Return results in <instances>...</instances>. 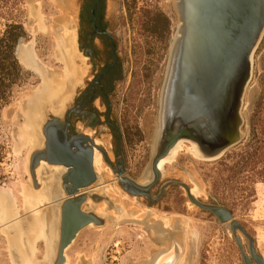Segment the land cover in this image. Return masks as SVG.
Here are the masks:
<instances>
[{"label": "rangeland", "instance_id": "1", "mask_svg": "<svg viewBox=\"0 0 264 264\" xmlns=\"http://www.w3.org/2000/svg\"><path fill=\"white\" fill-rule=\"evenodd\" d=\"M107 4L113 22L112 31L126 71L113 97L112 117L122 133L124 175L139 181L151 159L160 92L177 23L172 0H107ZM32 6L39 8L40 26L47 28V33L39 31L36 21L29 16L28 9ZM76 8V0H0V195L3 197L0 202V264L43 263L50 244L49 235L45 239V233L36 237L35 233L28 232L20 234L19 238L16 237V227L59 204L58 200L49 204L38 202L32 208L28 203V194L38 192L28 171V158L32 149L38 146L36 134H42L40 125L47 120L45 112H57L51 108L52 103H42L41 94H38L42 78L21 66L14 53L20 42H32L34 54L51 74L64 71L58 61L61 52L68 59L71 54L73 61H70V67L74 66L75 73L70 77L72 72H68L63 80L64 90L71 87L73 92L69 94H73L62 108V113L67 105H72L86 74L81 68L76 47ZM33 28L34 32H31ZM55 40L59 41V45ZM77 76L82 78L79 85L76 83L80 80ZM71 78L73 82L69 86ZM56 79L57 84H53L60 91V82L58 77ZM31 102L35 104V111L39 107L37 120L30 119ZM242 115V139L219 158L200 160L196 153L194 156L188 150L180 149L170 162H165L159 181L150 190L151 197H158L155 201L126 194L118 187L117 178L111 171L109 178L101 176L100 183L91 185L88 190L115 184L128 199H123V206H120L116 203V196L106 195L118 206L106 209L107 213L111 212L107 216L96 215L104 220L103 225H90L76 235L65 251V262L149 263L167 245L166 236L155 233L150 226L157 217L162 220L170 216L169 219H182V222L178 221L184 231L183 223L186 221L190 232L188 238L184 235V252L182 261L180 259L178 263L244 264L226 224L220 223L209 212L196 208L188 201L183 187L169 182L185 184L201 203L223 206L254 240L255 250L264 260V36L253 56L252 76L244 96ZM85 133L107 153V163L101 154H97L110 169L108 164L111 166L116 162L108 133L103 132L102 137H94L89 129ZM107 141L108 148L104 145ZM39 171L40 168H37L36 173ZM37 183L40 184V181ZM163 185L166 188L159 195ZM57 186L62 192L59 183ZM102 194L98 193L104 196ZM89 202L90 206L96 205L89 199L87 205L82 206V211L94 212ZM102 204L107 208L104 202ZM9 208L12 209L10 213ZM175 224L176 221L173 226ZM155 225L152 226L157 230L158 225ZM56 229L58 225L55 234ZM238 236L243 252L248 255L246 239L240 233ZM250 264L255 263L251 261Z\"/></svg>", "mask_w": 264, "mask_h": 264}, {"label": "water", "instance_id": "2", "mask_svg": "<svg viewBox=\"0 0 264 264\" xmlns=\"http://www.w3.org/2000/svg\"><path fill=\"white\" fill-rule=\"evenodd\" d=\"M172 10L176 23L180 24L179 36L173 43L171 41L160 92L154 150L148 164L150 179L140 183L125 176L122 159L117 170L108 164L124 192L148 201L158 199L150 196V190L161 177L157 169L160 159L179 140L195 144L203 157L215 159L240 142L244 124L243 101L252 76L253 56L264 36V0H172ZM69 107L66 106L62 117L46 113L47 120L42 127L43 146L32 151L28 163L35 188L39 186L35 170L41 161L65 169L58 176L63 199H59L58 242L52 264H63L64 250L81 229L89 224H104L102 218L83 212L81 208L87 197L93 202L105 199L89 194L87 190L101 181L92 167L94 149L102 154L106 163L107 153L95 144V139L82 134L66 140L64 126L68 122L63 123V116ZM44 174L47 173L41 174V180ZM168 184L183 187L192 204L226 224L244 264L251 261L264 264L255 250L254 240L223 206L199 202L183 183ZM165 188L163 185L159 195ZM163 230L158 228L157 233L166 236L167 245L159 253L173 241L182 246L183 252L184 234L179 221L172 230ZM238 233L247 241L248 255L242 250Z\"/></svg>", "mask_w": 264, "mask_h": 264}, {"label": "bare ground", "instance_id": "3", "mask_svg": "<svg viewBox=\"0 0 264 264\" xmlns=\"http://www.w3.org/2000/svg\"><path fill=\"white\" fill-rule=\"evenodd\" d=\"M39 4V2L37 3ZM28 13H29V16H31L34 21H36V26H38V30L41 31L42 33H47V28H44L43 26H40L42 22L41 21V16L39 14V8L38 7H29L28 9ZM30 18V17H29ZM33 22V21H32ZM179 23L177 22V25H176V29H175V32H174V35H173V39H172V43L177 39V37L179 36ZM27 27V26H26ZM29 27V25H28ZM49 28V27H48ZM34 30L31 29V32H34L32 31ZM37 30V31H38ZM62 30V28H61ZM66 33V32H65ZM74 34V32H73ZM67 38V36H66ZM68 39V38H67ZM56 41V40H55ZM57 42V41H56ZM64 42V40H63ZM66 42V41H65ZM72 42H73V39H72ZM58 45H59V41L57 42ZM65 44V43H64ZM69 44V43H68ZM58 47V46H57ZM65 47V46H64ZM66 48V47H65ZM64 48V49H65ZM33 46H32V42H28L26 44H24L23 42H20L19 45L17 46L16 48V51H15V55H16V58L17 60L19 61V64L21 66H23L26 70L30 71V72H33L35 75H38L39 77L42 78L43 80V84L39 87V90L38 91V94L40 95L41 94V99L42 100V103H49L51 105V108L56 111L57 113L55 114H51V113H48V112H45V114H51L52 116L54 117H62V114H63V111L62 113L61 110L62 108L66 105V102L68 100H70L72 98V94H69L73 91H71V87H68V89H70V92H66L65 90H68L67 88L64 90V84H65V80H63L65 77V74H67L68 72H72L70 77H72V75L74 74V66L70 67V61H73L71 58V54H69V59L66 58L65 56H62V52L58 58V61L61 63L62 67L64 68V71L62 72H58V73H52L48 70V68H46L44 65L41 64V62L38 60V58L36 57V55L34 54L33 52ZM58 50V48H57ZM66 51H68V49H66ZM58 53V52H56ZM57 57V56H56ZM72 63V62H71ZM74 65V64H73ZM69 70V71H68ZM58 77V81L60 82L58 85L61 86V89L60 91L58 90V87L55 85L54 86V82L56 83L57 81V78ZM77 81V80H76ZM63 82V83H62ZM73 82V79L71 78L70 82H68L69 86L70 84ZM57 84V83H56ZM67 84V83H66ZM56 87H57V90L56 91ZM60 88V87H59ZM73 90V89H72ZM64 92V94L62 96L59 97V94L61 95V93ZM37 95V93L35 94ZM33 99V98H32ZM51 100V101H50ZM69 103V102H68ZM40 106H42V104H39ZM30 108H31V111H32V116L30 117V119L33 117L34 119L37 120V118H39V107H37L36 111H35V104L33 102L30 103ZM59 113V114H58ZM58 114V115H57ZM41 119V118H40ZM32 120V119H31ZM30 121V120H29ZM31 122V121H30ZM29 122V123H30ZM36 122V121H35ZM40 123V122H39ZM157 123V122H156ZM35 124V123H34ZM33 125V124H31ZM30 126V125H29ZM36 126V125H35ZM32 127V126H30ZM42 127L43 125L41 124L40 125V129H41V133H42ZM31 130V129H30ZM34 131V130H33ZM39 142H38V146H36V148H39V147H42L43 146V141H44V136L43 134H40V132H38L36 134ZM36 139V138H34ZM153 140H154V137H153ZM96 144V143H95ZM97 145V144H96ZM104 145L108 148L109 146V143L108 141L107 142H104ZM35 147V146H34ZM35 148L32 149V151L34 150ZM180 149H186L188 150L191 154L194 155V153H196L195 155H197L200 160H212V159H215V158H205L203 157L197 150L196 148V145L191 143V142H188V141H184V140H179L169 151L168 153L166 154V156H164L162 159H160L159 163H158V170L159 172L161 173V168L163 166V164L165 162H170V160L176 155L178 154V152L180 151ZM153 150H154V145L152 144V153H153ZM31 151V153H32ZM98 150L94 149V154H93V160H92V167H93V170H94V173L96 175H98L99 177H105V178H109L111 173L109 171H111L110 169H107L105 164L102 163L103 161L101 160V157L99 154H101L99 151L97 152ZM30 153V154H31ZM99 153V154H97ZM194 155V156H195ZM102 156V154H101ZM30 157V155H29ZM103 159V157H102ZM28 163H29V158H28ZM37 168H40V171L39 173L37 174ZM36 168L35 170V174H36V181L39 182L40 181V184L38 186V188H35V190L38 192H36L34 195L31 193V194H28V203L30 205H32V208L34 206H36V203L38 202H45L48 204L51 203L52 201H56L59 199H63L61 198L62 196V192L58 189V176L65 170L63 167L61 166H51V165H48L46 162L44 161H41L39 163V166ZM29 171V170H28ZM46 172V176L44 178V180H41V174L43 172ZM48 171V172H47ZM30 174V173H29ZM150 176H151V173H150V166L147 167L145 173L142 175V177L139 179V182L140 183H144L146 181H148L150 179ZM101 177V178H102ZM39 180V181H38ZM46 180H50L48 182H46ZM118 181V179H117ZM46 182L43 186H42V183ZM33 184V183H32ZM31 184V185H32ZM41 185V186H40ZM119 187V186H118ZM120 188V187H119ZM119 188H117V186L115 184L113 185H103L101 187H99V189H94L96 190L98 193H104V196H100L98 195V193L96 194V191L94 192L93 189L91 190H87V192H89V194H92V195H96V196H100V197H104L105 199H101L100 201L98 202H93L91 200L90 197H87V200H86V205H87V202L89 201V199L93 202V203H96V205L94 206H90V202H89V207L90 209L92 208L94 212H91V211H88V212H91L93 213L95 216L97 214L99 215H103V214H106L109 215L108 213H111V212H108L107 213V210H112V209H116V207L118 205H114L113 202L106 197V195H109L110 197L111 196H116L117 198V201L116 203L117 204H120V206L123 204V199H126L127 196L125 195V193H122L121 190H119ZM121 189V188H120ZM193 189V188H192ZM127 194V193H126ZM190 194L192 196H194V194L192 193V191L190 190ZM59 195V197H58ZM103 195V194H102ZM130 196V195H129ZM198 196V195H197ZM131 197H134V196H131ZM195 197V196H194ZM135 198V197H134ZM128 199V198H127ZM126 199V200H127ZM133 200V198H131ZM188 199V197H187ZM3 200V197L0 195V202ZM110 201L112 203L111 206L108 205V202L107 201ZM113 200V199H112ZM130 200V199H129ZM131 200V201H132ZM135 201V200H134ZM189 201V199H188ZM105 203L107 205V208H105L104 204L102 203ZM190 202V201H189ZM60 203V202H59ZM84 203V204H85ZM97 203H100V204H97ZM191 203V202H190ZM6 204V202H5ZM83 204V205H84ZM189 204V203H188ZM192 204V203H191ZM190 204V205H191ZM82 205V206H83ZM194 205V204H192ZM51 206V205H50ZM53 207H49L48 210H45L43 211L39 217H35L33 218L31 221H28L24 224H17L18 226L16 227V229L18 230L16 232V237H19L20 234L22 233H28V232H33L35 233L36 237L38 236L39 233H45V239H47L46 237L48 236V238H50L49 240V243L48 244V248H47V252H46V256L43 258V263L41 261V263H36V264H52L53 261H54V258H55V255H56V251H57V242H58V229H59V204L57 205H52ZM123 206V205H122ZM189 206V205H188ZM195 206V205H194ZM8 207V206H7ZM48 207V205H47ZM191 207V206H190ZM196 207V206H195ZM197 208V207H196ZM192 209V207H191ZM82 210V208H81ZM12 212V209L9 208V213ZM84 212V211H83ZM137 212H139L137 210ZM123 214V213H122ZM7 215H8V210H7ZM111 215V214H110ZM113 215V214H112ZM125 215V214H123ZM138 215V214H137ZM100 216V217H101ZM105 216V215H104ZM117 216V215H116ZM126 216V215H125ZM157 216V215H156ZM98 217V216H96ZM99 217V218H100ZM103 217V216H102ZM170 217V216H169ZM166 219V218H162V220H157L156 219L154 220L153 224L155 225L156 221V225L160 226H167L169 227L168 229L169 230H172V226L173 224L175 223V221L177 222L178 220L180 222H182L181 220L182 219H175L174 218H170L169 219ZM172 217V216H171ZM18 222V221H17ZM16 223V222H15ZM145 223V222H144ZM148 224V223H147ZM153 224H151L150 228L153 229V231L155 233H157V230H154V227L152 226ZM181 224V223H180ZM184 224V225H183ZM182 225L185 227V230H183V234L186 236V238H188V235H190L189 233V230H187L186 228V221L185 223H183ZM58 225V229H56V234H55V228L56 226ZM92 224H89L88 226H90ZM155 225V227H156ZM86 226V227H88ZM157 226V229L160 228ZM24 227V228H23ZM84 227V228H86ZM97 227H100V226H97ZM161 230H163L162 228H160ZM166 229V228H165ZM164 229V230H165ZM167 229V230H168ZM82 230V229H81ZM80 230V231H81ZM163 230V232H164ZM79 231V232H80ZM190 231H192L190 229ZM78 232V233H79ZM77 233V234H78ZM192 233V232H191ZM194 233V232H193ZM159 235H162L160 233H157ZM29 235V234H28ZM32 235V234H31ZM30 235V236H31ZM34 235V236H35ZM156 235V234H155ZM193 235V234H192ZM21 237V236H20ZM19 237V238H20ZM165 237V236H164ZM31 238V237H30ZM166 238V237H165ZM188 240V239H187ZM164 241V240H163ZM73 242V241H72ZM72 242L70 243V245L72 244ZM48 243V242H47ZM165 243H166V240L164 242V246H165ZM69 245V246H70ZM68 246V247H69ZM189 246V245H188ZM67 247V248H68ZM66 248V249H67ZM66 249L64 250V254H65V251ZM186 249H187V246H186ZM183 252H184V241H183ZM182 252V246H180L177 242L173 241L166 250H164L163 252L159 253L152 261L151 264H180L178 263L181 259V257L183 256ZM157 254V253H156ZM49 257V258H47ZM261 257V256H260ZM52 258V259H51ZM262 258V257H261ZM152 259V258H151ZM263 259V258H262ZM182 261V259H181ZM51 262V263H50ZM64 262H65V256H64ZM63 262V264H64ZM16 264H20L19 262L16 263ZM65 264H68V260L65 262ZM148 264V262L146 263ZM150 264V263H149Z\"/></svg>", "mask_w": 264, "mask_h": 264}, {"label": "flooded vegetation", "instance_id": "4", "mask_svg": "<svg viewBox=\"0 0 264 264\" xmlns=\"http://www.w3.org/2000/svg\"><path fill=\"white\" fill-rule=\"evenodd\" d=\"M76 3L75 40L81 68L86 74L72 105L64 113L63 123L68 122L64 132L67 141L79 134L89 137L85 133L87 129L94 137H102V133L107 132L116 162L111 167L117 170L124 155L122 133L112 117V103L117 86L125 77V66L112 31L107 0H76ZM77 77L79 85L82 78Z\"/></svg>", "mask_w": 264, "mask_h": 264}]
</instances>
